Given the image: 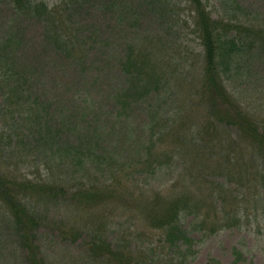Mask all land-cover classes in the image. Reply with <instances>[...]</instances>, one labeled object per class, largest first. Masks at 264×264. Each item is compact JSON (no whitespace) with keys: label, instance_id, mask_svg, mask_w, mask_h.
<instances>
[{"label":"trees","instance_id":"16d2710c","mask_svg":"<svg viewBox=\"0 0 264 264\" xmlns=\"http://www.w3.org/2000/svg\"><path fill=\"white\" fill-rule=\"evenodd\" d=\"M2 1L7 2L10 11L8 27L12 29L23 22V34L10 31L0 36V224L5 226L13 245L23 252V264H47L37 243L38 229L43 223L37 206L50 198L55 199L58 189L63 194L69 188L72 201L83 205L98 204L122 193L120 173L115 174L114 185H108L110 187L89 182L86 186L83 184L88 165L90 168L95 166L98 171L100 166L108 169L117 163L112 151L107 149L105 155L101 152L105 151L106 137L121 129L126 131L120 141L123 153L139 155L144 151L137 163L130 164L133 175L149 159L153 169L152 158L158 154V143L173 131L170 157L178 156L187 163L189 176L187 180L182 179V187L174 196L162 198L155 193V199L153 197L149 204L143 205L145 210L141 207L142 215L148 211L152 233L146 234L144 240L138 234L137 239L141 242L137 254L121 241L112 245L103 238H95L86 247L91 264H134L141 252L147 258L154 255L153 243H150L154 240L165 250V257L174 255L180 264L183 256L177 254L178 249L192 242L180 225V214L190 215L203 224L208 212L200 206L202 200L193 201L190 186L206 180L209 171L218 176L223 174L230 180L229 173H222V163H209L218 158V148L222 154L235 148L239 150L232 167L240 170V175L245 173L246 179L250 176L259 188V195L264 197V127L241 107L225 84L237 59L252 50L255 42L264 44V18L260 19L259 25L253 23L244 16L245 8L238 0H218L217 17L212 16L204 0L125 1L124 12H119L121 18L117 21H130L129 28H134L131 26L135 22L140 28V22L151 16L158 18L162 28L172 30L174 24L167 20L176 22L175 18L182 16L181 6L186 7L201 46L198 55L187 51L189 64L183 68L187 72L185 79L193 73H196V79L182 95L178 86L174 87L168 80L166 65L155 53V43L160 53V45L163 53L167 48L172 49L162 36L159 39L152 35L148 45L141 47L130 40L114 58L119 65L115 90L118 103L115 107L119 109L116 114L132 109L145 114V134L138 138L132 137L135 128L127 120H124V126L117 127L113 118L103 121L101 114L96 113L97 123L81 121L82 117H87L90 107L85 106L83 97L91 95L90 81L100 76L99 60L95 59L94 51L107 47L108 39L99 38L102 34L94 25L90 28L71 23L65 12L62 15L57 6L49 7L43 0ZM109 4V10L119 6V3ZM34 24L40 25L41 34L38 43L27 47L26 33ZM47 55L55 62L62 61V70L70 74V82L64 87L59 88L52 77L40 73L43 57ZM105 64L108 65L107 60ZM86 79L90 81L83 85ZM64 98H69L75 106L70 115L64 114L67 112ZM185 101L186 121L180 125L178 119L182 109L179 105ZM112 117L116 118L113 113ZM225 129H232L233 134L227 136ZM124 156L127 158L126 154ZM120 158L122 161L121 155ZM225 158L227 162L231 156ZM40 160L58 161V167H65L74 183L62 186L56 179L39 182L28 178L25 172L20 173L23 167L29 168L31 163ZM126 165V162L121 164V170H126ZM219 196L222 198V194ZM240 198L241 206L242 193ZM255 202L257 209L263 212V199L256 198ZM210 264L216 263L212 260Z\"/></svg>","mask_w":264,"mask_h":264},{"label":"rangeland","instance_id":"374dc122","mask_svg":"<svg viewBox=\"0 0 264 264\" xmlns=\"http://www.w3.org/2000/svg\"><path fill=\"white\" fill-rule=\"evenodd\" d=\"M43 1L49 7L57 6L62 15L65 12L66 18L73 24H84L83 27L90 26V28L94 25L102 34L98 37L108 39L107 47L94 51L95 59L99 60L97 68L100 70V76L96 80L83 81V85L90 81L91 95L88 98L83 97L86 99L85 106L90 107L87 117H82L83 120H81L79 116V120L85 123H97L99 117L96 113H100L101 120L105 121L108 117L113 118L117 127L124 126V120L132 123V128H135L132 137L141 138L145 134L143 131L146 120L144 113L132 109L124 114L122 112L116 114L118 112L116 109H119L115 107L118 105L115 90L118 83L119 65L114 58L123 51L124 44L130 40L141 47V45H148L154 35L159 39L162 36L170 43L172 49L167 48L165 53L161 45L159 49L161 53L158 51L157 43L154 44V50L165 63L167 78L174 87L178 86L180 95L188 91L190 82L196 79V73L185 79L187 72L183 69L189 64L186 57L187 51L192 55H198L201 51V46L196 39L192 16L188 14L186 7L181 6L182 16L175 18L176 22L167 20L168 23L174 24V29L169 30L162 28L158 18L151 16L140 22V28L137 22L131 26L134 28H129L130 21H117L121 18L119 12H124L125 4L123 3L127 0ZM204 1L212 16L217 17L220 6L218 0ZM238 1L245 8L244 16L259 25L260 19L264 18V0ZM109 3H115V5L119 3V6L117 5L115 10H109L111 8ZM9 16L7 2H0V36L10 31L23 34V22L17 23L12 29L8 27L6 22ZM26 34V39L29 40L27 47L33 46L35 42L38 43L41 34L40 25H31ZM151 49L153 50V47ZM48 56L43 57L40 73L43 72L50 78L52 77L59 88L64 87L70 82V74L62 70V61L55 62ZM108 57L111 58L108 59ZM105 60L108 65L105 64ZM237 61L225 78L226 87L240 102L241 107L253 114L264 127V44L255 42L254 48L242 54ZM181 81L184 82L181 83ZM63 100L67 109L64 114L70 115L75 110V106L69 98ZM186 105V101L179 105L182 109L178 119L180 125L186 121L183 113V106ZM112 113L116 118L112 117ZM224 131L227 136L233 134L232 129ZM125 132L121 129L120 132L106 137L105 151L101 152L105 155L107 149L112 151L113 156L117 158V163H113V167L108 169L100 166L98 171L95 170V166L90 168L88 165L83 175L85 186L86 182H89L99 187H110L114 185L115 174L120 173L119 184L122 193L119 196L110 197L98 204H76L70 197L69 188H66L67 191L63 194L58 189L55 199L50 198L38 204L37 209L43 223L38 229L37 243L47 259V264H91L86 247L87 243L95 241V238H103L112 245L121 241L120 243H126V246L131 247L137 254L141 242V239H137L138 234H141L144 240L146 234L152 233L150 220L147 219L148 211L142 215L141 207L145 210L143 205L149 204L153 197L155 199V193L162 198L174 196L182 187V179H188L186 169L188 164H185L178 156L173 159L170 157V147L174 142L173 131L165 135L158 143V154L155 155V159L152 158L153 169H151L149 159L133 175L130 164L137 163L144 151L139 155L123 153L120 141ZM181 132L180 129L179 133ZM217 150L218 158L209 163L214 165L218 162L222 163L224 167L222 173H229L230 180H227L223 174L218 176L209 171L210 175L206 180L190 186L193 201L198 203L202 200L199 204L203 210H208V212L205 213L206 222L203 224L193 220L190 215L180 214V225L192 239L189 245L181 246L177 251V254L183 256L180 264H210L212 260L216 264H264V211L257 209L255 205L256 198H261L264 206V197L259 195V188L250 176L246 179L245 173L240 175V170L236 171L232 167L236 161L234 156L236 152L239 155V150L235 148L223 154L219 148ZM120 155L127 160L122 158L121 161ZM227 155L231 158L226 162ZM247 156V154L244 156L245 159L248 158ZM125 162L127 164L125 168L131 172L132 176L128 175L126 170H121L123 168L121 164L124 165ZM58 165V161L40 160L31 163L29 168L21 167L20 173L25 172L28 178L39 180V182L56 179L62 186L72 185L74 182L65 172V167H58ZM196 169L197 167L195 171ZM241 193L244 199L240 206ZM150 243H153L154 255H148L147 258L141 252L137 257L138 263L135 261L134 264H179L174 255L165 257V250H162L156 240ZM143 244L147 245L148 242H143ZM0 264H23V252L13 245L3 224H0Z\"/></svg>","mask_w":264,"mask_h":264}]
</instances>
